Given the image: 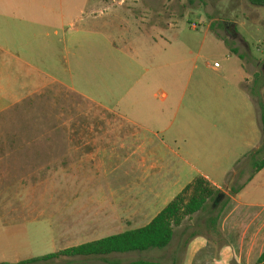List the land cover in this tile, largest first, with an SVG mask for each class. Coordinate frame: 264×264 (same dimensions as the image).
<instances>
[{
  "label": "rangeland",
  "instance_id": "rangeland-1",
  "mask_svg": "<svg viewBox=\"0 0 264 264\" xmlns=\"http://www.w3.org/2000/svg\"><path fill=\"white\" fill-rule=\"evenodd\" d=\"M1 1L9 7L20 4L21 18L41 25L38 28L50 35L51 41L31 44L36 65L54 71L53 62L61 60L59 68H64L58 70L57 80L89 99L54 85L44 91L34 112L32 108L24 112L16 104L7 116L58 121L54 125L58 130H64L63 121L70 118L99 117L98 127L107 132L120 126L115 114L137 117L142 128L122 121L123 131L138 132L156 145L162 142L219 184L241 167L251 166V144L254 137L255 143L258 140L257 134L251 138L256 131L254 104L264 105V8L247 0ZM10 14L18 18L16 12ZM54 31L59 32L57 38ZM9 63L16 66H1L0 89L5 92L0 96L12 99L20 94L16 88L21 84L17 68L21 62ZM43 81L51 82L49 76ZM162 93L167 94L165 101ZM49 127L41 125L43 130ZM0 131H21V123H0ZM164 150L166 160L173 161L174 156ZM15 191L20 194L21 189H6L5 195H17ZM212 205L176 228L167 248L129 252L124 262L186 264L189 242L196 235L210 246L219 243L206 220ZM20 221H7L2 262L54 252L46 224L26 222L23 227Z\"/></svg>",
  "mask_w": 264,
  "mask_h": 264
},
{
  "label": "crops",
  "instance_id": "crops-1",
  "mask_svg": "<svg viewBox=\"0 0 264 264\" xmlns=\"http://www.w3.org/2000/svg\"><path fill=\"white\" fill-rule=\"evenodd\" d=\"M1 2L0 74L3 64L4 68L16 66L9 60L21 62L17 67L21 69V84L15 98L0 96V123H21V131H0V252L4 253L2 240L9 219H21L23 227L26 222L46 224L50 242L55 245L52 253H56L147 226L189 183L203 176L230 196V202L216 227L209 222L211 215L206 219L211 234L220 243L216 242L218 250L216 244L212 248L211 242L196 235L189 242L186 264H257L264 252V167L254 172L250 160V167H241L219 184L162 142L156 145L138 132L123 131L122 121L142 128L137 117L115 114L120 126L107 132L98 127L102 122L99 117L70 118L63 121L65 129L58 130L54 127L58 121L43 122L23 114L19 118L7 116V110L16 104H21L24 112L30 108L34 112L44 91L54 85L63 92L86 97L57 80L61 76L58 70L64 68H59V64L63 66L61 60L53 62L54 71L36 65L31 44L42 39L51 41L47 39L50 35L38 28L41 25L21 18L20 4L9 7ZM9 11L16 12L18 18L10 17L11 12L6 14ZM58 36L59 32L54 31V37ZM60 42L64 43V39ZM43 76H49L51 82H44ZM244 96L251 99L246 93ZM162 98L165 101L167 94L162 93ZM254 107L256 131L251 138L257 134L258 140L255 143L254 137L252 151L262 145L261 112L255 104ZM42 123L49 124V130H43ZM164 148L174 156L173 161L166 160ZM11 188L21 189L22 194L15 191L17 195H5V190ZM232 189H238L237 193L231 195ZM28 209L31 212H26ZM127 254L75 257L72 263L63 259L47 264H128L124 262ZM2 259L0 254V264L6 263ZM18 262L21 261L15 263Z\"/></svg>",
  "mask_w": 264,
  "mask_h": 264
},
{
  "label": "trees",
  "instance_id": "trees-1",
  "mask_svg": "<svg viewBox=\"0 0 264 264\" xmlns=\"http://www.w3.org/2000/svg\"><path fill=\"white\" fill-rule=\"evenodd\" d=\"M255 7L264 8V0H247ZM262 124V145L250 155L254 172L264 167V105H259ZM262 158L257 159L259 157ZM238 189H232L231 195ZM230 202V196L215 188L203 176L196 177L189 183L147 226L126 232L121 235L107 237L98 241L82 244L64 251L35 257L18 263L2 264H47L53 260L72 259L75 257H100L112 254H123L150 249H165L173 241L175 229L195 214L204 212L212 203L209 222L216 227L223 210ZM219 208L216 210L215 207ZM119 264V263H117ZM128 264H162L158 261L138 260ZM257 264H264V252Z\"/></svg>",
  "mask_w": 264,
  "mask_h": 264
},
{
  "label": "built area",
  "instance_id": "built-area-1",
  "mask_svg": "<svg viewBox=\"0 0 264 264\" xmlns=\"http://www.w3.org/2000/svg\"><path fill=\"white\" fill-rule=\"evenodd\" d=\"M214 68H219V65L215 63Z\"/></svg>",
  "mask_w": 264,
  "mask_h": 264
}]
</instances>
